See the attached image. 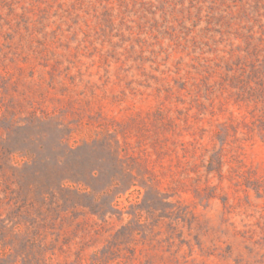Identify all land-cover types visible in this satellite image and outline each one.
Masks as SVG:
<instances>
[{"label":"rangeland","instance_id":"1","mask_svg":"<svg viewBox=\"0 0 264 264\" xmlns=\"http://www.w3.org/2000/svg\"><path fill=\"white\" fill-rule=\"evenodd\" d=\"M0 264H264V0H0Z\"/></svg>","mask_w":264,"mask_h":264}]
</instances>
